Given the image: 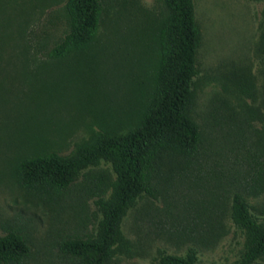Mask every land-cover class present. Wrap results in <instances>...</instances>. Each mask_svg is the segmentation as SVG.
Here are the masks:
<instances>
[{
  "label": "rangeland",
  "instance_id": "374dc122",
  "mask_svg": "<svg viewBox=\"0 0 264 264\" xmlns=\"http://www.w3.org/2000/svg\"><path fill=\"white\" fill-rule=\"evenodd\" d=\"M65 1L39 12L26 33L16 26L14 39L2 35L0 19V237L10 229L26 235L31 250L21 264H76L61 243L97 235L98 186L109 198L117 173L100 159L75 185L54 192L24 185L17 162L48 149L73 154L126 119L148 90L154 59L142 32L160 0H108L85 52L59 58L23 53L29 34L49 36V48L63 36ZM194 1L202 41L189 115L202 143L192 156L163 157L157 198L142 192L127 210L111 264H156L162 251L184 255L189 247L197 249L198 264H236L245 247L230 213L234 192H245L248 160L264 149V0ZM246 197L262 213L264 191ZM254 264H264V256Z\"/></svg>",
  "mask_w": 264,
  "mask_h": 264
},
{
  "label": "trees",
  "instance_id": "16d2710c",
  "mask_svg": "<svg viewBox=\"0 0 264 264\" xmlns=\"http://www.w3.org/2000/svg\"><path fill=\"white\" fill-rule=\"evenodd\" d=\"M55 1L24 0L15 5L0 2V19L5 18L2 35L14 39L16 26L19 34L26 33V24ZM107 4L108 0H66L63 36L49 48V36L37 39L29 34L23 53L59 58L85 52L99 33ZM142 35L150 41L154 59L147 75L148 90L136 110L79 144L73 154L43 150L21 158L15 167L18 179L27 187L62 192L77 183L80 172L88 165L100 159L112 162L117 180L111 196L107 198L105 188L98 186L102 217L97 235H75L61 243V249L76 264H111L121 242L120 225L127 210L136 205L142 192L157 198L163 157L174 153L192 156L202 143L200 127L189 115L202 41L195 1L160 0L158 13L149 18ZM243 174L245 192H234L230 213L232 222L245 236V247L236 264H254L264 256V210L257 213L246 194L264 191V149L248 160ZM30 250L26 235L19 229H10L0 237V264H21ZM198 259L197 249L189 247L184 255L162 251L154 261L198 264Z\"/></svg>",
  "mask_w": 264,
  "mask_h": 264
}]
</instances>
